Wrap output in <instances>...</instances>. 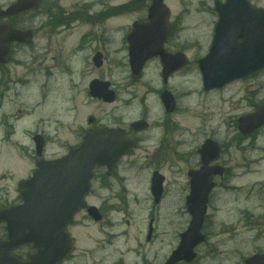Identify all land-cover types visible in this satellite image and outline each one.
Segmentation results:
<instances>
[{
    "label": "rangeland",
    "instance_id": "374dc122",
    "mask_svg": "<svg viewBox=\"0 0 264 264\" xmlns=\"http://www.w3.org/2000/svg\"><path fill=\"white\" fill-rule=\"evenodd\" d=\"M12 1L0 0V6ZM206 1L212 3V0L166 1L173 18L179 16L182 9L188 10L184 29L175 34L185 44L191 60L189 68L172 82L175 93L180 94L179 109L174 117V146L156 154L149 153L147 158H144L146 153L139 152L137 165L127 170L126 180L114 184L110 189L94 182L89 202L105 205L106 220L97 224L84 220L83 213L78 215V224L72 228L78 240L77 248L64 264H150V260L152 264H163L178 246L179 235L188 227L191 219L185 204L187 171L197 166L199 155L195 151L207 137L215 138L222 145L220 160L227 164L234 177L246 167L256 171L243 179H234L235 182L245 185L264 183V130L252 139H242L235 126L238 117L251 110L247 92L243 88L247 83L264 81V74L260 73L262 78L255 76L251 80L236 81L222 90L204 91L197 60L207 54L216 20L208 5H201ZM259 1L264 3V0ZM149 3V0H141L136 9L126 13V17L146 16ZM21 20L23 27L36 30L35 44L30 48L17 47L15 54L19 55H14L11 64L15 77L12 86L20 93L13 109L21 108L23 113L19 121L15 122L14 134L10 138H4L0 130V205L17 201L18 180L31 174L33 162L26 148L31 145L34 126L37 124L40 131L49 135L46 157H53L65 150L61 139L56 138L59 125L63 124L62 133L68 135L67 125L75 119L79 125L83 124V117L90 110L81 102L79 107L83 111L77 115L70 109L71 99L66 96L62 98L59 93L48 95L43 100V94H48V87L53 82L51 76H56V63L50 57L52 53L43 63L45 35L40 32L43 15L41 11L31 12ZM157 65L152 62L150 67L155 73ZM46 68L50 69V74H54L46 76ZM17 74L19 77L25 76L28 84H18ZM42 83H47L43 91L40 87ZM262 92L264 94V90ZM5 110L9 113V108ZM93 113L102 115L97 105H93ZM161 153L167 158L165 163L160 164L163 167L159 165L166 175L165 197L157 206L153 203L150 190V175L154 165H149V162L152 159L156 162L155 157L161 156ZM228 194L218 190L213 195L205 229L207 240L196 250L198 257L192 264H244L246 257L264 247V241H255L256 233L249 232L247 224H238L241 209L237 208L239 204ZM244 194L239 195L242 200ZM108 195L111 197L109 200ZM153 217L155 236L148 243L144 235Z\"/></svg>",
    "mask_w": 264,
    "mask_h": 264
},
{
    "label": "flooded vegetation",
    "instance_id": "af4514ba",
    "mask_svg": "<svg viewBox=\"0 0 264 264\" xmlns=\"http://www.w3.org/2000/svg\"><path fill=\"white\" fill-rule=\"evenodd\" d=\"M15 1L6 6H10ZM140 1L39 0L38 9L35 11H41L43 15V22L40 27V32L45 35L42 50L43 63L49 53L53 54L50 57L56 63L54 66L56 76H51L53 82L48 87V94H43V100H46L55 88L62 98L66 96L71 99L72 106L70 109L76 112L77 115L83 111L79 107L81 102V105L87 106V109L90 108L88 114L83 117V124L79 125L77 119H75L67 125L68 135L62 133L63 124L59 125L56 138L61 139L60 143L65 149L64 152L68 153L79 147L87 133L100 128L108 129V134L105 137V148L107 150L114 148L117 152L122 142L125 141L132 144L131 152L128 155L120 156L112 166L106 164L95 168L93 180L105 189H110L114 184L126 180L127 170L133 169L137 165L139 152L146 153L147 156L144 158H147L149 153L156 154L174 146L175 112L169 113L166 111V107L162 102V93L165 90L174 93L172 79L183 70L165 80L160 57H155L146 64L145 71L140 78L136 79L132 76L129 61V37L136 24L144 23L147 20L142 16L126 17V13L136 9ZM217 1L219 0H212L211 4L207 1L201 4L208 5L216 20L217 15L214 10ZM249 1L255 8H264V3L259 0ZM29 14L30 12H26L1 22H9L18 29H29L22 26L23 22L21 20ZM184 19L183 13L172 19L171 32L164 44V49L167 52H181L188 55L185 44L175 34L184 29ZM216 20H214V24ZM35 35L36 30L34 29ZM34 44L13 43L7 64L0 65V129L7 135L10 134L7 127L8 121H18L20 116L17 114L23 112L21 108L13 109L15 100L20 97V93L12 86L15 77L14 72L11 71V64L14 55L15 57L19 55V53L15 54V50L17 47L30 48ZM18 61L21 62V60ZM152 62L158 64L157 73L150 68ZM49 71L48 68L44 71L46 76L54 74V72L50 74ZM260 73H264V71ZM260 73L258 72V77L262 78ZM254 77V75L250 76L249 80ZM16 79L17 83L22 86L28 84L25 76L19 77L17 74ZM46 86L47 83H42L40 85L41 91L46 89ZM243 89L247 92L248 103L251 104L250 112L256 111L264 102V94H262L264 81L247 83ZM256 96L259 97L256 98ZM176 100L178 101L179 97H176ZM93 105L100 108L102 115L99 116L93 113ZM5 108H9V113L6 112ZM140 120L144 121V124L140 127H134V122ZM235 126L237 127V122H235ZM11 127H14V125ZM34 129L32 139L35 135L41 134L45 139L46 146H48L50 142L49 135L45 131H40L37 124ZM262 129L264 130V127L246 137L252 139ZM33 146H35L34 142ZM56 157L59 156L53 158ZM108 161H111L110 157H108ZM33 162L36 165L38 158L35 157ZM222 165L225 169L224 176L216 177L217 184L213 190L214 193L212 192L211 195H215L218 190L229 193L228 195L232 196V200L239 204L237 208L241 209V219L238 224L242 226L247 224V230L256 233L255 241H264V183L239 184L234 179L236 181L243 179L244 176L254 174L256 171L246 167L244 171L234 177L227 164ZM199 167L200 163L197 162L195 169ZM34 170H32V173ZM158 170V167L154 169V171ZM164 180L166 182V177ZM189 182L188 180L186 184V197L190 191ZM244 191L246 194H244ZM240 194H244L243 200L239 196ZM211 195L210 203L213 201ZM113 196L118 197V195ZM164 197L165 195H163ZM110 198V195H108L107 199ZM219 200L221 201V199ZM161 201L153 203L158 206ZM21 202L22 200L17 204ZM95 206L99 208L104 222L106 220L105 205ZM80 213L84 214V220L92 221L87 215V210L84 209ZM76 218L70 221L68 225L70 233L73 232L72 228H75V225L78 224ZM151 221L154 224L155 218H151ZM150 222L144 235V239L148 243L155 236V229L150 232ZM8 236L6 224L1 223L0 240H7ZM28 248L34 249V246L31 244L19 245L12 250V253L25 260L24 258L29 256ZM256 254H264V247L256 249L251 256ZM155 259H157V256ZM150 264H152L151 260Z\"/></svg>",
    "mask_w": 264,
    "mask_h": 264
},
{
    "label": "water",
    "instance_id": "95a60500",
    "mask_svg": "<svg viewBox=\"0 0 264 264\" xmlns=\"http://www.w3.org/2000/svg\"><path fill=\"white\" fill-rule=\"evenodd\" d=\"M232 2L228 0L227 4L218 6L221 19L212 47L209 54L199 61L207 90L222 87L264 68V11L254 13L250 10L254 16L249 19L246 13L238 10L249 9L248 6L236 8ZM37 3L38 0H18L6 11L0 10V18L34 8ZM169 16L164 0H155L149 9L150 22L143 26L147 30L139 37L130 38L134 76L141 73L150 58L158 55L162 59L166 77L186 64L181 55L172 56L161 48L168 33ZM239 38L243 42L238 43ZM31 40V31H18L8 24H0V62L6 61L12 41ZM164 101L168 110L172 111L174 100L170 93L164 94ZM263 124L264 105L257 112L240 119V130L248 134ZM103 136L102 132L90 134L78 149L60 160L41 163L34 176L20 184L24 204L0 211V221H8L11 230V241L0 242V264H56L71 252L73 243L65 233V226L85 206L84 196L89 189L94 166L104 163ZM41 148L42 141L38 143L39 154ZM200 153L203 167L190 173L192 190L188 205L192 221L182 234L180 246L166 264H176L181 260L191 262L196 257L194 248L204 240L201 229L208 196L214 186L212 178L222 171L219 167L208 166L219 157L220 147L217 143L208 140ZM152 190L156 196H161L162 179L154 178ZM89 210L96 220L101 218L95 207ZM12 219H15L14 224ZM25 229H29V233L25 234ZM23 242H34L37 246V253L31 256L28 263H22L9 254L14 246ZM246 264H264V257L255 256L248 259Z\"/></svg>",
    "mask_w": 264,
    "mask_h": 264
}]
</instances>
